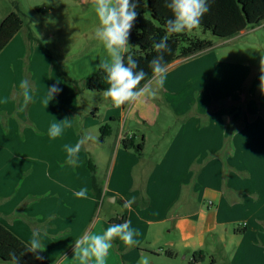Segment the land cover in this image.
Returning <instances> with one entry per match:
<instances>
[{
  "label": "crops",
  "instance_id": "crops-1",
  "mask_svg": "<svg viewBox=\"0 0 264 264\" xmlns=\"http://www.w3.org/2000/svg\"><path fill=\"white\" fill-rule=\"evenodd\" d=\"M73 1L64 12L75 24L62 31L70 43L48 45L43 30L32 33L37 43L22 29L0 53V224L26 244L38 233L45 248L39 254L50 264H84L73 258L74 241L122 216L139 230L140 243L127 247L117 238L105 264H140L145 255L154 264L168 260L167 251L191 264L198 251L206 259L197 264H264V67L239 62L234 50L214 44L168 66L154 97L116 108L87 88L106 54L95 38L91 0ZM78 45L87 52L71 58ZM47 51L80 82L79 91ZM24 75L32 100L22 94L17 110L11 88ZM53 84L61 91L46 107ZM66 118L72 127L50 138V125ZM106 125L111 134L101 142ZM85 136L78 165L66 163L64 146ZM132 137L143 143L141 155L123 147ZM85 187L88 197L77 198ZM128 200H134L130 209Z\"/></svg>",
  "mask_w": 264,
  "mask_h": 264
},
{
  "label": "clouds",
  "instance_id": "clouds-1",
  "mask_svg": "<svg viewBox=\"0 0 264 264\" xmlns=\"http://www.w3.org/2000/svg\"><path fill=\"white\" fill-rule=\"evenodd\" d=\"M213 0H165V6L171 12V18L166 20V34L159 39L153 37L152 47L157 53L148 63L151 69V78L143 69H139L138 61L133 58L130 51L132 45L129 44L132 29L140 15L138 6H147V0H91V9L94 13L97 27L95 28V38L102 45L105 56H102L95 68L103 70L104 80L108 84L103 90V96L110 100L112 105L120 108L124 105L134 104L143 97L157 94L159 89L164 87L168 64L164 57L166 53H171L169 37L172 34H184L197 29L202 18L210 11ZM264 64V59H261ZM260 80L264 82V73ZM142 82H144L142 84ZM25 102L32 100L31 89L27 80L20 84ZM61 89L57 84L47 88L44 104L46 107L59 94ZM7 103V97L4 99ZM66 127H72L70 119L61 122H54L50 125L48 135L55 139L60 136ZM90 138L85 136L77 140L74 145H65L67 152L66 163L78 165L79 153L82 146ZM77 198L88 197V189L81 188L75 192ZM134 200L125 201L124 206L131 208ZM140 235L138 229L132 227L130 219L123 223L111 224L100 233L82 235L74 241V259H78L84 264L92 261L96 264H105V258L109 250L113 248L114 241L118 238L127 247L139 245L137 237ZM38 233L33 232L31 239L25 245L21 256L27 253H43L45 251L41 241L37 239ZM10 261L5 264H20V257L16 253L9 252ZM40 259V256H35ZM67 259L66 256H64ZM140 264H148V256L141 258Z\"/></svg>",
  "mask_w": 264,
  "mask_h": 264
},
{
  "label": "trees",
  "instance_id": "trees-1",
  "mask_svg": "<svg viewBox=\"0 0 264 264\" xmlns=\"http://www.w3.org/2000/svg\"><path fill=\"white\" fill-rule=\"evenodd\" d=\"M137 11L140 13L135 25L132 29L129 44L132 45L130 51L133 58L138 61L139 69H143L151 78V69L148 67L149 61L157 55L152 47L153 37L156 42L166 34V20L171 18V12L165 6V0H147V6H138ZM24 20L17 13H11L0 23V53L6 48L11 40L24 28ZM264 23V0H213L210 11L202 18L198 28L206 35L210 33L212 36L230 40L247 29H253ZM190 32L184 34H172L169 37V46L171 53L165 54V61L168 66L180 59H186L205 52L214 46L211 40H193ZM40 43L32 33L29 37ZM51 64L58 69L62 79L73 86L76 90L80 89V82L76 81L71 74L58 62H56L51 53L47 51ZM103 70L97 69L86 78L87 88L89 90L103 92L107 89L108 84L104 80ZM144 82H142L143 84ZM124 106H127L124 105ZM111 134L110 126L106 125L101 128L100 141ZM122 145L127 150H135L138 154H142L144 150L143 143H137L132 138H126L122 141ZM90 169H94L92 161H90ZM95 193L101 198V193ZM127 220L126 216L112 219V223H123ZM236 232H243L237 230ZM26 243L13 234L9 229L0 224V264L10 261L9 252H15L20 257V264H50L39 253H27L21 256ZM40 256V259H35ZM168 257H175V253L167 251ZM193 263H201L206 257L203 251L195 252L193 255Z\"/></svg>",
  "mask_w": 264,
  "mask_h": 264
},
{
  "label": "rangeland",
  "instance_id": "rangeland-1",
  "mask_svg": "<svg viewBox=\"0 0 264 264\" xmlns=\"http://www.w3.org/2000/svg\"><path fill=\"white\" fill-rule=\"evenodd\" d=\"M75 5L76 2L73 0H0V23L11 13H17L23 18L25 22L23 30L29 29L31 30V33H39V31L43 30L48 34L45 37L46 44L59 47L60 45L62 46L72 41L71 39L70 41L66 42L64 40L65 37L62 38V31L65 32V30L72 29L67 26H70V24H75V21H73L74 18L67 16L68 13L64 12L65 9L75 7ZM65 19L68 20L65 21ZM66 32L68 33V31ZM51 35L54 36L53 39L51 38ZM189 35L193 40H211L215 45H222L223 48L234 50L238 61L241 60L239 62H242V60H247L250 61L255 67H264V64H261V59H264V26L255 32L247 34L246 36L230 40L214 37L210 33L205 35L200 30V28L193 30L189 33ZM68 37L70 38L69 33ZM83 48L82 46L78 45V47L73 49L71 58H78L79 54H81V51L86 50ZM61 51L63 54H65L63 49ZM86 52L87 51L83 53ZM67 55L68 54H66V56ZM76 61V59H70L68 60V63L72 62L71 64H74V67L80 66L79 63H75ZM26 77H30V75H26ZM26 77L24 75V81L28 80ZM251 82L252 80H250L247 85H250ZM16 84L14 83L11 88L12 92L10 95V103L14 102L18 110L22 96V89L20 88V83L17 84V86ZM261 85L259 86L260 90L262 88ZM22 107L25 109L24 104ZM64 254L66 253L64 252ZM64 254L62 256H64ZM166 257L168 260H163V262L158 261L154 264H191L189 261L190 257H187L184 260L185 262L181 260L184 257L183 255L180 257V260H173L172 257H168L167 255ZM216 257L220 259L218 254ZM207 263H210L209 259L207 260Z\"/></svg>",
  "mask_w": 264,
  "mask_h": 264
}]
</instances>
